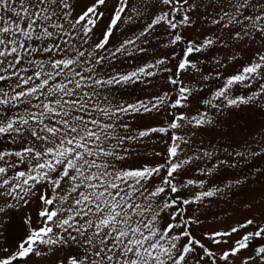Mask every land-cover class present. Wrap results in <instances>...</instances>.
<instances>
[{
  "label": "snow or ice",
  "instance_id": "1",
  "mask_svg": "<svg viewBox=\"0 0 264 264\" xmlns=\"http://www.w3.org/2000/svg\"><path fill=\"white\" fill-rule=\"evenodd\" d=\"M0 264H264V0H0Z\"/></svg>",
  "mask_w": 264,
  "mask_h": 264
}]
</instances>
